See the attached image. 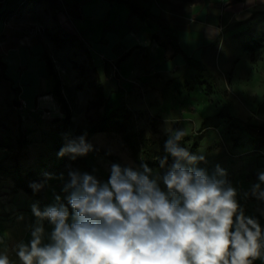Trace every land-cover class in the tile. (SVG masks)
Returning <instances> with one entry per match:
<instances>
[{
    "label": "rangeland",
    "instance_id": "obj_1",
    "mask_svg": "<svg viewBox=\"0 0 264 264\" xmlns=\"http://www.w3.org/2000/svg\"><path fill=\"white\" fill-rule=\"evenodd\" d=\"M193 1L203 7L213 2L220 6L212 8L216 11H209L207 20L199 24L189 10ZM154 3L168 19L179 14L183 28L212 26L219 33L208 46H199L190 54L201 60L213 80L187 65L165 37L152 41L156 52L137 50L126 61L116 63L121 52L114 49L110 53L106 38H89L80 29L83 14L78 1L0 0V58L7 65L5 73L0 66V160L6 166L18 164L29 186L44 185L37 191L38 197H33L0 176V252L7 251L16 264L14 249L20 242L30 241L36 223L32 205L43 210L56 203L57 195L66 204L62 189L70 170L106 182L113 163L140 168L118 135L89 132L104 110L93 103L96 74L108 111L117 116L130 112L131 128L143 132L151 143V159L168 156L166 140L183 129L186 137L181 146L190 151L195 144L194 155L204 157L195 166L209 175L217 166L223 169L224 178L237 189L244 214L255 218L264 231V201L251 195L252 185L259 182L258 173L264 172V146L259 147L228 118L221 94L225 92L230 101L231 116L264 127V0ZM148 55L170 65L168 71H155L156 62L150 63ZM46 57L53 62L54 77L48 72ZM56 79L69 106L68 117L52 95ZM151 118L157 119L154 126ZM79 137L91 145L87 155L75 159L70 154L58 155ZM168 166L151 169L163 175ZM160 186L164 188L162 182ZM43 225L47 237L52 225L47 220ZM253 264H264V260L256 259Z\"/></svg>",
    "mask_w": 264,
    "mask_h": 264
},
{
    "label": "clouds",
    "instance_id": "obj_2",
    "mask_svg": "<svg viewBox=\"0 0 264 264\" xmlns=\"http://www.w3.org/2000/svg\"><path fill=\"white\" fill-rule=\"evenodd\" d=\"M183 129L172 132L165 151L173 163L163 175L148 165L139 169L110 165V177L73 169L61 197L43 210L32 205L36 223L28 243L14 251L19 264H253L264 260V231L244 214L237 189L219 166L213 174L195 165L203 161L181 146ZM84 137L68 142L58 155L84 156ZM168 156L160 159L165 168ZM48 176L49 174H45ZM251 195L264 201V172ZM161 182L164 188H161ZM44 185L33 183L39 191ZM248 193H245L247 196ZM71 209V211H70ZM52 225L45 234L43 222ZM0 264H16L7 251Z\"/></svg>",
    "mask_w": 264,
    "mask_h": 264
},
{
    "label": "crops",
    "instance_id": "obj_3",
    "mask_svg": "<svg viewBox=\"0 0 264 264\" xmlns=\"http://www.w3.org/2000/svg\"><path fill=\"white\" fill-rule=\"evenodd\" d=\"M74 1L80 2V10L83 14V19H79L78 23L80 29H82V31L84 30V34L89 38H106V44L110 46V53H113L114 49L121 52V54L117 56V60L120 56L128 52H130L131 56L132 52L137 50L151 54V50L154 51V49H152V41L156 39L159 40L160 37H165L162 29L166 28L171 29L173 31L172 36H176L177 38V45L180 49L178 54L182 55V57L184 55L192 59H198L191 57L190 54L199 46H208L219 36V33H216L212 26L205 29L203 27V30L183 28L181 26L182 21L179 14H174L171 19L166 18L161 15L154 0H133L147 10L152 17L134 14L125 4L120 3L118 0ZM218 6H220L218 2H213L212 4L208 3L205 7L194 2L190 4L189 10L191 15H194V19L197 23L200 24L207 20L209 11H216L211 9ZM210 14V18L214 19L215 14L212 12ZM162 21H165L166 24H162ZM103 47L104 50L101 52L104 53L106 45ZM130 56L128 58H130ZM148 60H150V63L152 61L156 62L154 66L155 71L167 72L170 67V65L162 63L158 58L155 59L151 55H148ZM100 67L102 71L105 70L102 61Z\"/></svg>",
    "mask_w": 264,
    "mask_h": 264
},
{
    "label": "trees",
    "instance_id": "obj_4",
    "mask_svg": "<svg viewBox=\"0 0 264 264\" xmlns=\"http://www.w3.org/2000/svg\"><path fill=\"white\" fill-rule=\"evenodd\" d=\"M114 1V0H111ZM120 3L125 4L134 14H138L140 16L145 17H152L147 10H145L143 7L138 5L133 0H118ZM237 2H243V0H236ZM3 12H0V14ZM165 37L168 39L169 44L174 49L175 53H179L180 49L177 45V38L176 36H172V30L169 28L162 29ZM130 56V52L120 56L117 60V63H120L127 59ZM183 58L187 65H190L192 67H196L198 70L202 71L204 74L208 75L209 79L213 80V77L209 74L207 68L201 64L200 61H197L195 59L186 57L183 55ZM46 65L48 72L51 76H55V72L53 70V62L50 58L46 57ZM0 66L2 67L3 73H5L7 65L6 63L0 58ZM7 78V76H4ZM95 83H94V90H95V98H94V105L97 107L103 106V114L99 115L95 120H93L92 125L89 129V132L92 134H115L118 135L122 141V143L125 145V147L128 149L130 156L134 163L141 167L142 164H147L149 168L160 166L159 161L160 159H163L165 156L156 157L154 159L150 158L151 154V143L149 140L145 137V134L143 132H137L133 130L129 124L130 121V112L125 110V113L121 116L115 115L114 112L108 111L106 101L104 99L102 86L99 80L98 75H95ZM60 80L56 79L55 85L52 90V95L55 97L57 103L60 105L61 109L64 111L65 116L68 117L69 115V106L64 98L61 89H60ZM207 93L212 92L211 86H206ZM224 99V105L223 110H227V115L232 122L237 124L240 128V131L242 133L247 134L254 143H256L259 147L264 146V127H259L253 124H249L247 122H243L239 120L238 118H235L234 116H231L230 114V108L231 104L230 101L226 98L225 92L221 93ZM122 119V120H120ZM156 118L150 119L151 126H154L156 123ZM1 125V122H0ZM186 137V136H185ZM2 140L0 139V147H2ZM23 138L20 136L18 138V144L20 145V148L22 146ZM182 145V141H181ZM196 148V145L193 144L190 150V153L194 154V150ZM173 163V160L170 155H168V163L166 165H171ZM0 176H5L9 178L14 183V187L18 190H23L27 195L38 197V192L34 191L28 184L26 177H23L20 175V169L18 164H12L10 166H6L1 160H0ZM69 180V179H68ZM71 211V209H70Z\"/></svg>",
    "mask_w": 264,
    "mask_h": 264
}]
</instances>
